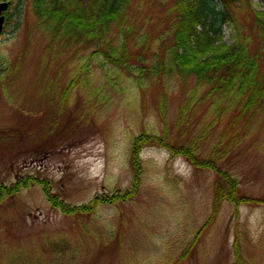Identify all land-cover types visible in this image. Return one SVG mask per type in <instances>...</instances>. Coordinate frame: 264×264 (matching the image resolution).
<instances>
[{
	"label": "rangeland",
	"instance_id": "obj_1",
	"mask_svg": "<svg viewBox=\"0 0 264 264\" xmlns=\"http://www.w3.org/2000/svg\"><path fill=\"white\" fill-rule=\"evenodd\" d=\"M12 1L15 23L0 36V135L12 134L8 141L26 133L44 142L0 150V189L24 175L42 181L2 199L0 264H237V246L243 264H264V115L247 126L242 120L233 125L237 106L227 111L194 78L148 76L155 56L162 57L172 43L165 15L174 0H132L133 22L148 37L141 44L138 34V43L130 46L144 62L134 58L126 66L101 54L90 59V50L59 56L38 25L34 0ZM214 1L236 4L233 17L221 22L223 41L236 40L234 23H240L264 61V37L255 27L264 0ZM81 69L90 76L78 78ZM71 84L64 101L62 93ZM183 105L185 118L179 122ZM142 132L177 148L194 145L199 161L212 156L221 135L228 141L238 134L239 141L216 165L248 200L240 205L225 200L205 226L216 170L158 143L139 148L142 170L132 197L73 214L49 199L45 188L72 207L96 195L131 190L132 141Z\"/></svg>",
	"mask_w": 264,
	"mask_h": 264
},
{
	"label": "trees",
	"instance_id": "obj_2",
	"mask_svg": "<svg viewBox=\"0 0 264 264\" xmlns=\"http://www.w3.org/2000/svg\"><path fill=\"white\" fill-rule=\"evenodd\" d=\"M162 4L167 0H160ZM132 0H34L32 9L39 17L38 25L45 30L51 45L60 54L74 58L90 50V59L103 55L108 61L117 66L129 65L136 61L144 62L141 57L132 53L131 43H138V29L133 22L131 14ZM171 10L166 11L165 20L169 21L166 29L172 43L165 49V54H159L153 65H150L148 76L161 77L166 73L184 79L194 78L197 86L207 87V96L227 105V111L237 106V113L232 119L233 125L240 120L247 126L255 116L264 115V61L258 52L253 51L251 38L244 35L240 23H234L238 29V36L232 44L223 41L222 25L228 17L232 18L235 4L224 3L222 8L217 7L213 0H174ZM255 27L259 34L264 37V10L255 13ZM143 35L142 43H147V34ZM259 51H263L261 48ZM167 52V54H166ZM203 55H206L203 58ZM68 58L63 59V64ZM84 65H82V68ZM91 71L80 70L78 78L89 77ZM76 81L73 80L72 84ZM72 84L62 93L63 100H68ZM163 101L167 99L166 94ZM64 105V104H62ZM61 106L59 108L61 109ZM185 106L179 109V122L184 120ZM8 135H0V150L23 147L28 142L34 146L38 142H44V138H33L30 140L28 134L21 133L6 141ZM167 139L166 135H163ZM238 134H233L230 140L224 141L221 135L217 141L213 154L207 160L199 161L194 145L186 148L175 147L173 144L163 143V137L154 133L142 132L132 141L133 166L136 179L133 181L132 189L123 194L109 196L96 195L87 204L72 207L63 201L52 198L49 190L45 192L55 205L60 207L66 214L89 213L95 209L97 204H114L118 200L132 197L140 183L141 165L138 163L139 148L147 143H158L168 146L177 155L186 156L194 165L201 168H212L216 170L215 192L212 212L205 226L212 223L214 217L220 210L225 200L232 201L237 205L245 203L247 198L237 194V181L226 171L216 165V160L228 153L239 141ZM171 142V141H170ZM196 149L198 147L196 146ZM29 150V149H28ZM11 152V151H10ZM3 153H9L3 151ZM2 153V154H3ZM42 183L34 176L24 175L18 177L12 186L3 185L0 189V203L6 196H14L22 188L30 183ZM202 231V230H201ZM200 231V232H201ZM189 246H192V241ZM237 264H243L239 247H236Z\"/></svg>",
	"mask_w": 264,
	"mask_h": 264
},
{
	"label": "flooded vegetation",
	"instance_id": "obj_3",
	"mask_svg": "<svg viewBox=\"0 0 264 264\" xmlns=\"http://www.w3.org/2000/svg\"><path fill=\"white\" fill-rule=\"evenodd\" d=\"M1 2H7V7L0 10V21L3 23V30L0 32V36L5 32L6 28L15 23V9L12 0H0Z\"/></svg>",
	"mask_w": 264,
	"mask_h": 264
},
{
	"label": "water",
	"instance_id": "obj_4",
	"mask_svg": "<svg viewBox=\"0 0 264 264\" xmlns=\"http://www.w3.org/2000/svg\"><path fill=\"white\" fill-rule=\"evenodd\" d=\"M6 7H7L6 2L0 3V10L5 9ZM2 26H3V23H1L0 21V31L2 30Z\"/></svg>",
	"mask_w": 264,
	"mask_h": 264
}]
</instances>
